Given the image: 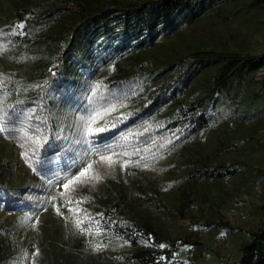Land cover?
I'll return each instance as SVG.
<instances>
[{"label":"rangeland","instance_id":"374dc122","mask_svg":"<svg viewBox=\"0 0 264 264\" xmlns=\"http://www.w3.org/2000/svg\"><path fill=\"white\" fill-rule=\"evenodd\" d=\"M142 1L0 0V108L37 85L83 10ZM206 4L199 13L184 9L150 44L116 53L105 63L68 60L75 87L58 111L60 135L70 149L64 155L67 170L49 178L35 172L21 155V143L0 131V183L37 192L28 195L26 206L0 203V264H136L124 255L127 242L101 218V209L116 198L164 236L187 242L174 252L184 264L239 259L241 246L264 224V64L220 93L203 128L165 150L130 158L118 155L115 141L101 144L90 137L165 83L183 55L196 50L264 54V2ZM21 22L24 27L13 32ZM216 68L202 70L155 114L120 127L113 136L127 140L174 114L180 103L208 96ZM101 155L111 156L113 163L101 162ZM89 164L84 183L63 187ZM230 165L236 171L229 175L193 173L221 172ZM96 245L99 250H93Z\"/></svg>","mask_w":264,"mask_h":264},{"label":"trees","instance_id":"16d2710c","mask_svg":"<svg viewBox=\"0 0 264 264\" xmlns=\"http://www.w3.org/2000/svg\"><path fill=\"white\" fill-rule=\"evenodd\" d=\"M212 1L146 0L120 7L100 5L90 11L83 10L80 23L71 31L66 44L52 55L37 85L3 108L5 118L0 120V125L4 134L23 145V152L27 153L35 172L49 178L67 170L64 155L70 149L66 139L60 135L58 111L75 87L69 77L72 68L68 60L82 57L105 63L116 53L150 44L156 32L172 26V17L184 9L199 13L206 8L207 2ZM263 64L264 54L241 55L213 50L190 52L176 60L171 67L174 73L165 83L151 89L147 98L133 110L110 117L105 123L106 130L90 137L101 144L115 141L118 155L130 158L165 150L203 128L210 119L208 107L220 93L231 82L240 81L244 74ZM212 66L217 68L211 77L208 96L180 103L174 114L151 122L142 132L127 140H117L113 136L120 127L155 114L162 105L180 95L195 75ZM57 159H61L60 164L54 162ZM216 169L193 173L200 177L229 175L236 171V166H224L221 172H214ZM34 193L37 192L27 187L0 183V203L6 208L26 206L30 202L28 195ZM101 218L112 226L116 236L127 242L124 255L129 261L136 264H184L174 259V252L187 242H177L164 236L147 218L135 214L120 199L116 198L103 207ZM211 224L213 222L207 223ZM221 225L233 229L227 222ZM142 241L149 245H143ZM232 264H264V224L251 233L250 240L241 246L239 259Z\"/></svg>","mask_w":264,"mask_h":264},{"label":"snow or ice","instance_id":"6c2138e0","mask_svg":"<svg viewBox=\"0 0 264 264\" xmlns=\"http://www.w3.org/2000/svg\"><path fill=\"white\" fill-rule=\"evenodd\" d=\"M24 27V24L23 22L15 25L14 29H13V32H16L17 30L19 29H22ZM4 51V48L3 46H0V52ZM0 78H2V74H0ZM0 84H2V80H0ZM5 118V113H4V109L3 108H0V120H3ZM4 129L3 128H0V131H3ZM106 129L105 128H99V129H96L97 132H103L105 131ZM125 139H127V137H125ZM35 143H38V141H34ZM21 147H23V145H21ZM22 156H25L27 155L26 152H22L21 153ZM100 161L101 162H108L109 165H111V163H113L112 161V157L111 156H104V155H101L100 156ZM124 165H121V167H123ZM92 168V165L89 164L87 166V168H84V169H81V171L75 176V177H72L71 179L68 180V183L67 184H64L63 187L64 188H68L69 185L73 184L74 182H77V183H84L85 180L84 178L87 176L88 172H89V169ZM94 179H100V176L99 175H95L93 177ZM31 217H29L30 219ZM101 246L100 245H96L94 246L93 250H99ZM163 247V246H161Z\"/></svg>","mask_w":264,"mask_h":264}]
</instances>
